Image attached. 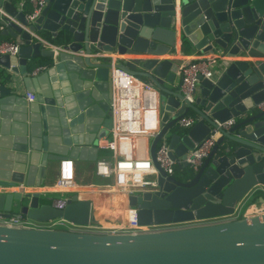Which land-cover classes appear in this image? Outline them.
<instances>
[{"label":"water","instance_id":"95a60500","mask_svg":"<svg viewBox=\"0 0 264 264\" xmlns=\"http://www.w3.org/2000/svg\"><path fill=\"white\" fill-rule=\"evenodd\" d=\"M25 15L16 0H0V35L18 45L0 54L8 70L0 77V215L92 220V201L78 193L57 208L37 191L3 188L34 170L41 183L47 161L97 157V140L110 127L114 67L159 91L160 129L149 149L156 189L127 196L138 223L230 213L249 190L264 187V0H43L32 19ZM176 34L181 49L216 54L210 76L197 74L192 100L175 80L180 58L139 56L147 38L169 51ZM11 73L31 100L15 94ZM188 113L194 122L178 126ZM228 118V127L216 125ZM212 127L214 144L189 166L186 152ZM161 136L175 160L171 174L154 159ZM0 264H264V213L136 233L0 225Z\"/></svg>","mask_w":264,"mask_h":264},{"label":"built area","instance_id":"2783aa9c","mask_svg":"<svg viewBox=\"0 0 264 264\" xmlns=\"http://www.w3.org/2000/svg\"><path fill=\"white\" fill-rule=\"evenodd\" d=\"M27 3L30 10L26 11L25 16L27 19H32L42 6L43 0H27ZM18 5L22 8L23 1H19ZM49 45L55 47L54 44ZM17 48L18 45L13 40L0 39V54H13L17 51ZM113 55L111 54L112 59ZM215 55V53L200 52L188 58H180L176 71L178 87L187 100H192V91L197 83V74L205 77L210 76L211 64ZM111 72L110 127L108 128L107 137L97 140V148L106 149L109 153L106 156H98L93 160V173L102 179H110V182L105 184H97L95 186L96 190L101 193H109L112 190L125 193V222L119 225L105 226L95 224L92 220H88L86 223H77L62 216H55L46 220H34L24 215L10 214L8 216L0 215V225L60 228L85 233H136L205 225L241 216L248 217L253 214L264 213V200L258 203L247 202L243 206L244 201H241L240 198L235 203L233 211L226 214L194 217L182 221L138 223L137 207L128 204L127 196L137 194L143 190L153 191L156 189L155 175L158 170L151 159L149 149L151 139L160 129L159 91L151 82L144 81L119 67L112 68ZM26 98L31 100L33 94L27 92ZM260 105L264 106V101ZM193 122L194 118L189 113L176 119V124L180 127H189ZM232 122L233 118H228L223 121H216V125L226 128ZM210 129L205 137L186 152L184 161L189 166L195 167L214 144L217 129L216 127ZM154 159L158 167L166 174L173 172L175 160L170 155L165 136H161L155 144ZM74 178L73 160L68 157L58 160L54 186L55 192L60 194L51 196L49 201L54 207H64L67 195L62 193L70 191L69 189L75 183ZM108 186H111L110 189H106ZM23 187L21 183L11 185V188L15 189ZM258 188L264 198V187L260 186ZM108 203L109 201L105 203V207Z\"/></svg>","mask_w":264,"mask_h":264},{"label":"crops","instance_id":"0c3cea01","mask_svg":"<svg viewBox=\"0 0 264 264\" xmlns=\"http://www.w3.org/2000/svg\"><path fill=\"white\" fill-rule=\"evenodd\" d=\"M19 1L21 0H16V3L18 4ZM29 4L27 2L23 3L22 9L27 11V7ZM1 39H6V40H11V37L9 35H3ZM152 40L150 38H147L143 44V53L139 54L141 57H168V58H181V57H190L196 53H200L198 50H191L190 48H182L179 45V39L178 35H175L174 39V46L169 48V51L165 50L164 48H160L159 43L151 42ZM160 48V49H159ZM117 55L116 57H129L128 54H114ZM132 56V55H130ZM136 56V55H135ZM132 56V57H135ZM264 59V57L262 58ZM0 69L3 70V72H8V70L2 66H0ZM16 82V87H15V94L19 95L20 98L23 100H29L26 98V93L29 92L26 90L25 85L23 84L21 80V76L19 74H14L11 73L10 75ZM144 81H149L151 82L148 78H143ZM175 80L176 82L178 81V76L177 73L175 75ZM18 98V97H17ZM19 99V98H18ZM12 106V104L10 105ZM103 150L106 149H100L98 148V156H106L107 154L102 153ZM108 151V150H106ZM109 153V151H108ZM16 163L15 161H13ZM74 163V173H75V178L74 181L75 183L71 186L69 189L70 193H78L81 196L88 197L90 201H92V207L94 201L92 200L88 193H94V192H100L96 190L95 186L99 184L100 182H103V179L96 176L93 173V161L90 160H82V159H73ZM57 173V161H47L45 166H44V173L43 176L40 178L42 181L41 183L37 184L36 181L38 180V174L37 171H33L31 176L26 178V182L23 180L22 182H18L15 184H24L25 186L21 188L23 191H37L39 193V198L41 199H47V201H50V197L52 196V192H55V186H54V179L56 177ZM94 186V187H93ZM3 189L5 190H20V189H15L11 187H4ZM106 189H110V186L106 187ZM108 192H105L103 194H107ZM262 192L258 187L255 189L250 190L245 196L241 198V201L244 202H252V203H258L262 202L263 200L261 199L262 197ZM100 200H103L102 198ZM99 201V200H98ZM91 207V209H92ZM98 209V208H97ZM96 209V210H97ZM100 209V208H99ZM93 211V209H92Z\"/></svg>","mask_w":264,"mask_h":264},{"label":"bare ground","instance_id":"6f19581e","mask_svg":"<svg viewBox=\"0 0 264 264\" xmlns=\"http://www.w3.org/2000/svg\"><path fill=\"white\" fill-rule=\"evenodd\" d=\"M87 195H89V197H91L92 200L94 201L92 207L93 223L98 225L109 226V225H119L125 222V217H126L125 193L112 190L108 194H103L101 192H94V193H88ZM101 198L103 200H100ZM107 201H109V203L105 207V203Z\"/></svg>","mask_w":264,"mask_h":264},{"label":"trees","instance_id":"16d2710c","mask_svg":"<svg viewBox=\"0 0 264 264\" xmlns=\"http://www.w3.org/2000/svg\"><path fill=\"white\" fill-rule=\"evenodd\" d=\"M26 7H27V6H26ZM26 10H27V11L30 10V6H28ZM2 36H3V35H0V39L2 38ZM11 40H12V39H11ZM6 76H7V74H6L5 72H3L2 69H0V77H1L2 79H5ZM102 153L108 155V151H106V150H103ZM175 169H176V166L174 167V170H175ZM174 170H173V171H174ZM175 171H176V170H175ZM58 194H60V193H59V192H52V196H56V195H58ZM67 195H68V194H67Z\"/></svg>","mask_w":264,"mask_h":264},{"label":"rangeland","instance_id":"374dc122","mask_svg":"<svg viewBox=\"0 0 264 264\" xmlns=\"http://www.w3.org/2000/svg\"><path fill=\"white\" fill-rule=\"evenodd\" d=\"M107 182H110V179H108V178L103 179V182H100V184H101V183L105 184V183H107ZM62 194H63V195H67V194H70V192H64V193H62ZM246 204H247V202H244L243 206L246 205ZM243 206H242V207H243Z\"/></svg>","mask_w":264,"mask_h":264}]
</instances>
